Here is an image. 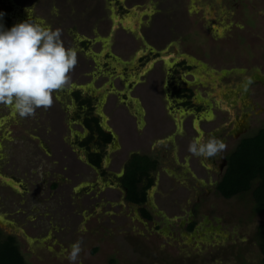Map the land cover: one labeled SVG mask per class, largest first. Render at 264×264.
<instances>
[{"label": "rangeland", "instance_id": "1", "mask_svg": "<svg viewBox=\"0 0 264 264\" xmlns=\"http://www.w3.org/2000/svg\"><path fill=\"white\" fill-rule=\"evenodd\" d=\"M0 12L9 28L58 29L77 51L50 107L20 117L0 103V216L29 264H263L252 194L205 195L219 177L189 145L223 140L234 118L249 126L243 136L264 127V0H0ZM142 55L135 93L147 110L127 103L134 120L126 64ZM183 81L197 84L188 110L173 100ZM77 94L118 137L104 169L85 165L76 144L86 135ZM137 151L158 164L144 207L127 203L118 180Z\"/></svg>", "mask_w": 264, "mask_h": 264}, {"label": "clouds", "instance_id": "2", "mask_svg": "<svg viewBox=\"0 0 264 264\" xmlns=\"http://www.w3.org/2000/svg\"><path fill=\"white\" fill-rule=\"evenodd\" d=\"M3 16L0 12V21ZM76 63L77 51L64 46L58 29L29 19L10 28L0 23V103L10 105L20 117L50 107L53 92L68 83ZM224 148L220 139L203 135L189 145L193 155L205 159L216 157ZM80 251L79 242L74 243L68 259L75 262Z\"/></svg>", "mask_w": 264, "mask_h": 264}, {"label": "trees", "instance_id": "3", "mask_svg": "<svg viewBox=\"0 0 264 264\" xmlns=\"http://www.w3.org/2000/svg\"><path fill=\"white\" fill-rule=\"evenodd\" d=\"M4 20V27L9 28L11 21L7 18ZM77 98L79 99L78 94ZM97 131L101 135L104 134L100 128ZM105 141L107 142L108 138ZM88 142L89 140L85 141L83 146H87ZM98 163L97 161L96 164ZM157 168V161L149 157H132L127 166L126 177L122 181L123 187L128 190L127 200L130 203L139 206L145 203L146 191L154 183L150 171ZM143 180H146L145 185ZM217 190L225 199L251 193L256 212L264 214V127L239 140L228 156V166ZM259 242L264 264V220L259 226ZM0 264H29L20 250L16 235L5 233L1 228Z\"/></svg>", "mask_w": 264, "mask_h": 264}, {"label": "flooded vegetation", "instance_id": "4", "mask_svg": "<svg viewBox=\"0 0 264 264\" xmlns=\"http://www.w3.org/2000/svg\"><path fill=\"white\" fill-rule=\"evenodd\" d=\"M141 39V37H140ZM152 55L155 54V52H151ZM138 61V65L136 66V61L131 63V65H129V63L126 64V76H128V80L126 83V115L128 117H133L134 120H136V115L132 114L128 104H133L135 107V111L139 114L142 115L144 113V111L147 110V106L144 104V101L142 100V97L140 94L135 93V91H139L140 88H142L143 86H145L146 82L143 80H140V77L144 76L143 74H141V72L136 71L137 67L141 64H144L146 57L144 55L137 57ZM160 60V58H158ZM179 62V61H177ZM186 68H192L193 65L187 63ZM189 74H191L189 72ZM137 75V77L135 78V76ZM193 75V74H191ZM135 78V79H134ZM202 84V83H201ZM131 86V88H129L128 86ZM193 85H197V84H192V83H187L186 81H183V85H179V84H174L175 87V94L173 95V100L175 102L176 105L178 104H182L184 108H189V106H197V104L195 103V101H193L192 99V92H191V88ZM137 86H140L139 90L135 88ZM156 91V90H154ZM131 93H135V96L137 98H131L130 94ZM134 96V97H135ZM78 105L80 106V109H82L83 111V115H80L79 118V125L81 127L84 128V130L86 131V135L83 137H80L77 139V145L79 149H82L85 153V165L89 166L91 169L97 171V170H101L104 169L105 166L108 164V162L111 161L110 158H108L110 151H114V149H118L117 147H115V143L116 141L118 142V137H115V133H113V131L107 130V128H105L101 122L99 121L97 114L95 115L93 112V108H96L94 105L93 100L89 101V100H85L83 98V96H80L79 94V99H78ZM81 104H80V103ZM156 102V101H155ZM128 103V104H127ZM158 103V102H157ZM232 104V103H230ZM233 105V104H232ZM183 108V109H184ZM193 109L190 110V113H193ZM199 114V112H198ZM245 127V128H244ZM100 128L103 131V135H101L100 133H98L97 129ZM249 129V126H245V125H241L239 119L234 118L232 121V128L229 129V131L226 133L225 137L223 140H221L224 144H225V148L223 149V151H221L219 153V155H217L216 157H210L211 161H212V169L215 172V174L218 175L219 179L218 181L215 183V186L213 188V191H205V195H209L211 192L213 193H218L219 195H221L217 188L218 185L222 179V177L224 176L227 166H228V156L230 155V153L234 150V148L236 147L237 143L239 142V140L242 138V134H246L247 130ZM214 137V136H212ZM108 138V141L106 142L105 139ZM234 140L235 144L233 145V147H228L227 143H229L228 140ZM87 146H83V143L85 141H88ZM160 154L161 156V152L157 153L156 156ZM134 155H138L140 157H149L151 160L153 161H157L156 158H152L151 156L145 155V154H141L138 151L137 152H132L129 153V155L127 156V160H126V166L123 169V171L121 172V174L118 177L119 183L121 184V187L123 189L124 192V198L127 201V203H130L127 200V195H128V190L125 189L122 185V181L125 179L126 177V172H127V166L130 163L132 157ZM163 156V154H162ZM99 162L98 165L96 164V162ZM210 167V166H209ZM207 171L209 170L208 168H206ZM157 169L155 171H150L151 177L154 181L153 185L146 191V201L143 205L139 206L136 205L138 207H144L148 204V193L149 190H151L152 188H154V186L156 185V178L154 177V174L156 173ZM143 185L146 184V180H143ZM197 202H199V200H197ZM132 204V203H130ZM134 205V204H132ZM190 213L192 214V211L190 210ZM146 216L149 218L150 215Z\"/></svg>", "mask_w": 264, "mask_h": 264}, {"label": "water", "instance_id": "5", "mask_svg": "<svg viewBox=\"0 0 264 264\" xmlns=\"http://www.w3.org/2000/svg\"><path fill=\"white\" fill-rule=\"evenodd\" d=\"M107 130H110V129L107 128ZM115 137H116V135H115ZM115 144H118V142L116 141ZM0 228L3 229L4 231L8 232L9 234H10L11 230H14L13 224L6 223L3 219V217H1V216H0Z\"/></svg>", "mask_w": 264, "mask_h": 264}, {"label": "bare ground", "instance_id": "6", "mask_svg": "<svg viewBox=\"0 0 264 264\" xmlns=\"http://www.w3.org/2000/svg\"><path fill=\"white\" fill-rule=\"evenodd\" d=\"M240 124L243 126L244 125L243 121H240Z\"/></svg>", "mask_w": 264, "mask_h": 264}]
</instances>
